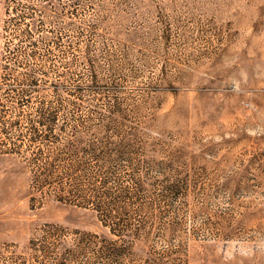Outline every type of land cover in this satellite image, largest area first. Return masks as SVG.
I'll return each mask as SVG.
<instances>
[{
    "label": "rangeland",
    "instance_id": "rangeland-1",
    "mask_svg": "<svg viewBox=\"0 0 264 264\" xmlns=\"http://www.w3.org/2000/svg\"><path fill=\"white\" fill-rule=\"evenodd\" d=\"M0 264H264V0H0Z\"/></svg>",
    "mask_w": 264,
    "mask_h": 264
}]
</instances>
